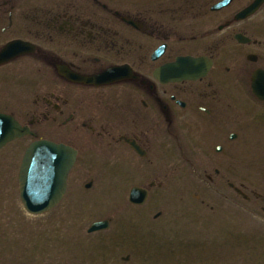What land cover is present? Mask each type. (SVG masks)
I'll return each mask as SVG.
<instances>
[{
    "label": "flooded vegetation",
    "instance_id": "flooded-vegetation-1",
    "mask_svg": "<svg viewBox=\"0 0 264 264\" xmlns=\"http://www.w3.org/2000/svg\"><path fill=\"white\" fill-rule=\"evenodd\" d=\"M183 58L198 62L169 67ZM255 87L264 91V0H0V113L28 129L0 149L2 199L19 200L32 142L63 143L77 157L55 209L100 244L102 264H149L156 255L133 227L141 223L125 229L106 216L107 227L84 230L79 222L97 216L88 196L128 186L129 202L140 187L144 204H129L141 207L164 173L184 183L182 208L165 222L178 227L167 264H264V234L251 226L253 216L264 220V163L258 175L247 171L264 156ZM189 185L198 189L192 205ZM212 220L223 225L205 245L197 237L214 232L201 228Z\"/></svg>",
    "mask_w": 264,
    "mask_h": 264
},
{
    "label": "rangeland",
    "instance_id": "rangeland-1",
    "mask_svg": "<svg viewBox=\"0 0 264 264\" xmlns=\"http://www.w3.org/2000/svg\"><path fill=\"white\" fill-rule=\"evenodd\" d=\"M252 160L247 164V171L253 172V175H258V170L264 163L262 162L264 156L257 158L259 161L255 158H252ZM3 171H5V166L0 165V264H58L59 261L61 264H102L100 244L93 245L87 242H92L93 236H83L74 222H67L66 219L61 218L60 210L55 209L48 214L34 216L24 210L20 200L2 199L5 194L2 182L3 176H1ZM189 175L187 174L188 181L191 180ZM164 176L165 173L159 176L158 174L154 175V178L158 180L157 182L165 181L164 186L161 188L155 187L149 201L141 207L132 206L128 203V186L122 189L121 185L117 187L109 185L102 188V191L94 192L92 196H88L90 198L87 200L86 205L97 216L85 217L82 223L79 222V225L86 230L93 220L106 216H113L114 224H120L125 229H129L135 223H141L139 225L135 224L133 227L146 234V242L141 243L143 246L149 245L148 243L152 245L150 246L152 247L151 250L156 256L151 258L149 264H167V239H171V231H178V227L168 226L165 222L167 219L174 217V214L170 213L172 207L182 208L177 196L182 191L181 186H184V183L181 181L182 178H173L172 174L169 175L170 177ZM253 179L257 178L253 177ZM102 180V177L99 176L98 182ZM197 191L198 189L189 185L187 196L191 205L194 201L192 193ZM95 209L101 211V213L95 212ZM159 210L163 211L162 216L154 219V214ZM227 212L231 213L232 211ZM259 212V210L253 211L256 214ZM203 214L210 215L207 211ZM141 216L143 221L140 220ZM175 218L177 217L175 216L172 220H175ZM234 222L239 223L236 215ZM204 225L201 227L204 232L212 230L214 232L209 235L203 233L197 238L203 239L205 245H211L214 238L218 237L216 230L222 228L223 222L217 224L215 220H212L208 227H204ZM240 226L242 228V224ZM251 226L255 228L254 230L261 231L260 234H264V220L260 221L253 216ZM181 230L188 231L189 228ZM152 231L154 232L151 233ZM180 238L178 235L177 239ZM181 241H188V236L186 234L182 235ZM70 251H74V257H69L72 254ZM59 256L61 258H58Z\"/></svg>",
    "mask_w": 264,
    "mask_h": 264
},
{
    "label": "water",
    "instance_id": "water-1",
    "mask_svg": "<svg viewBox=\"0 0 264 264\" xmlns=\"http://www.w3.org/2000/svg\"><path fill=\"white\" fill-rule=\"evenodd\" d=\"M188 65L197 63V60L179 59L169 67L176 69L181 63ZM178 75V71H172ZM187 77H193L191 69ZM81 81H93L78 77ZM28 133V129L22 127L12 116L0 114V148L7 142ZM76 151L61 143L48 140L33 142L26 150L19 175L20 197L25 209L31 214H42L61 200L66 188V181L74 161ZM147 191L140 188H132L130 201L142 203L147 197ZM106 221L93 222L89 231L103 228Z\"/></svg>",
    "mask_w": 264,
    "mask_h": 264
}]
</instances>
